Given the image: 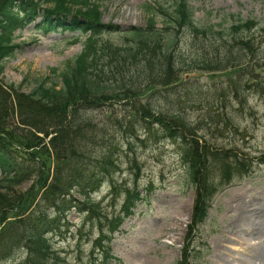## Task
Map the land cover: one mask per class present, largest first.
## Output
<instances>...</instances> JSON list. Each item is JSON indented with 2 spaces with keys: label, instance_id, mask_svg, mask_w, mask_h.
I'll list each match as a JSON object with an SVG mask.
<instances>
[{
  "label": "rangeland",
  "instance_id": "obj_1",
  "mask_svg": "<svg viewBox=\"0 0 264 264\" xmlns=\"http://www.w3.org/2000/svg\"><path fill=\"white\" fill-rule=\"evenodd\" d=\"M171 2L91 0V4L100 7L102 23L121 27L119 33L104 34L98 41L111 48L113 61L119 64L122 53L116 47L124 41L120 33L133 26L146 27V5L167 8ZM192 4L201 25L223 23L229 29L241 19L255 20L258 26L243 34V42L231 41L218 47L219 50L214 38L180 35L177 48L187 64H177V82L174 79L168 88L148 86L143 75L137 85L144 95L137 101L148 103L164 114L182 106V117L194 130V133L185 130V135L201 140V145L218 148L215 151L222 154L223 161L220 155L212 158L219 175L213 182L220 190L196 241L202 248L193 256L197 259L191 261V264H220L216 258L220 254L217 241L227 240L232 231H237L234 227L242 215L240 210H233L237 199L249 202L258 213L255 218L264 221V0H192ZM52 7L48 4L42 6V10ZM72 11L84 10L74 6ZM36 28L34 23L16 32L15 42L21 49L6 61L3 74L6 84H22L27 94L44 81L46 87L54 83L62 87L60 75L81 54L85 41V36L79 32L59 30L45 35ZM196 64L202 68L194 69ZM52 68L58 69L56 74L51 72ZM129 71L123 70L120 80L126 79ZM154 72L160 73L159 70ZM166 97H174V102ZM79 113L90 125L83 138L79 137L80 145L90 148L96 158H103L108 150L113 151L117 166L113 180L110 177L94 198L104 223L87 220L86 213L72 211L67 227L49 236L54 249L61 253L66 264H93L96 240L107 237L105 240L117 258L112 264H179L184 243L192 239V235L187 234V226L192 221L197 196L180 160L179 143L160 140L161 131L157 127L152 133H145L143 126L148 124L145 121L138 124L139 114L133 117L131 100L103 99L99 104H84ZM129 139L134 145L129 146ZM236 164L246 165L248 173L243 177V172L227 175L238 169ZM223 177L231 183L222 181ZM31 185L32 181L18 190H29ZM128 192L139 193L138 208L120 230L111 235V223L123 219L121 209ZM72 197L84 199L77 192ZM240 235L250 239L252 244L248 250L239 247L233 257L236 260L250 258L253 264H264L260 255L264 243L257 239L255 232L245 231ZM16 257L8 264L24 261L26 254L18 253Z\"/></svg>",
  "mask_w": 264,
  "mask_h": 264
},
{
  "label": "trees",
  "instance_id": "obj_2",
  "mask_svg": "<svg viewBox=\"0 0 264 264\" xmlns=\"http://www.w3.org/2000/svg\"><path fill=\"white\" fill-rule=\"evenodd\" d=\"M172 1L169 8L146 5L147 26L132 27L120 33L124 41L116 47L122 53L118 64L113 61L111 48L101 44L98 38L119 33L121 27L102 23L100 8L91 4V0H0V77L6 61L21 48L13 43L14 32L38 18L42 21L36 27L44 34L61 30L85 36L83 51L60 75L63 83L60 89L56 83L46 87L44 81L31 94H26L22 86L6 84L0 79V228L3 226L0 229V262L13 261L20 253L26 254L20 264H66L49 236L67 227L68 216L74 209L86 213L87 220L102 221L101 209L92 196L114 174L116 153L108 150L103 158H96L91 149L82 147L78 140L90 126L80 117L81 106L99 104L103 99L131 100L133 117L139 114L138 124L143 121L148 124L143 126L145 133L150 134L158 127L160 140L179 143V156L190 184L197 190L192 222L188 226L193 242L197 240L217 192L213 177L218 171L212 158L222 157V154L207 144L201 145V140L185 135V130L193 133L194 130L182 117V106L164 114L148 103L137 101L144 95L140 94L142 88L137 83L143 75L148 86L168 88L174 79L177 82V64H187L177 48L182 32L191 37L214 38L219 50L218 47L231 41L243 42V34L256 29L258 22L239 19L229 29L223 23L201 25L197 22L192 0ZM42 4H51L53 8L42 10ZM72 6H81L84 11L73 13ZM159 15L163 22L161 28L156 21ZM200 68L198 64L194 67ZM125 69L130 70V75L120 80ZM156 70L160 73H155ZM166 98L174 102V97ZM132 145L133 140L129 139V146ZM236 166L238 169L227 175L241 173V168L248 173L245 165ZM31 180H34L31 190L17 191ZM74 192L84 199L73 198ZM40 195L41 200L37 202ZM138 198L139 193L128 192L127 204L123 207L125 218L133 213L131 209ZM125 218L111 223V234ZM9 219L15 220L5 223ZM105 239L95 242L94 251L98 250L102 258L98 256L94 264L112 262L111 248ZM194 251L191 244L185 245L179 264H189Z\"/></svg>",
  "mask_w": 264,
  "mask_h": 264
},
{
  "label": "bare ground",
  "instance_id": "obj_3",
  "mask_svg": "<svg viewBox=\"0 0 264 264\" xmlns=\"http://www.w3.org/2000/svg\"><path fill=\"white\" fill-rule=\"evenodd\" d=\"M249 204L250 203L244 199H237L233 205V210H240L242 215L237 226L234 227V229L237 231H232V234L228 236L227 240L220 239L217 241V248L220 254L216 258L220 264H237V262H239V264H253V261L250 258L236 260L233 257V254L239 251V247L240 250L245 247L248 250V246L251 247L250 244H252L250 239L245 238L244 236L240 235V233L245 231L255 232L257 239L264 243V221L260 220L259 218H255L256 214L258 213ZM252 234L253 233L250 235ZM253 247L254 246H252V248ZM260 255L264 261V249Z\"/></svg>",
  "mask_w": 264,
  "mask_h": 264
}]
</instances>
